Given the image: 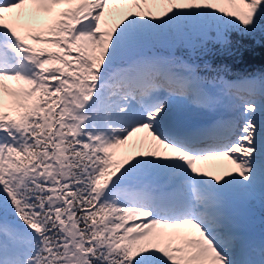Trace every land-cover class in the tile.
I'll return each instance as SVG.
<instances>
[{"label": "snow or ice", "instance_id": "6c2138e0", "mask_svg": "<svg viewBox=\"0 0 264 264\" xmlns=\"http://www.w3.org/2000/svg\"><path fill=\"white\" fill-rule=\"evenodd\" d=\"M234 33L264 0H0V264H264V72L195 62Z\"/></svg>", "mask_w": 264, "mask_h": 264}, {"label": "trees", "instance_id": "16d2710c", "mask_svg": "<svg viewBox=\"0 0 264 264\" xmlns=\"http://www.w3.org/2000/svg\"><path fill=\"white\" fill-rule=\"evenodd\" d=\"M229 39L231 43L227 48L210 44V50L206 54L195 58V62L200 65L201 75L212 76L217 74V71L226 69L227 71H220V74L232 80L237 76L264 72V34L257 33L252 37H242L234 33ZM176 54L187 57L184 50ZM205 63L210 65L212 71L204 68ZM260 209L259 213L263 215L264 208Z\"/></svg>", "mask_w": 264, "mask_h": 264}, {"label": "rangeland", "instance_id": "374dc122", "mask_svg": "<svg viewBox=\"0 0 264 264\" xmlns=\"http://www.w3.org/2000/svg\"><path fill=\"white\" fill-rule=\"evenodd\" d=\"M224 103L226 105L227 101ZM187 116L194 122L203 121L209 118L204 114L197 113H188ZM252 203L264 205L259 199H256ZM256 211L257 208L251 206V202L241 205L238 209V227L247 237L251 239V241H261L262 237H264V232H262L264 230V219H260L258 222L254 221V212Z\"/></svg>", "mask_w": 264, "mask_h": 264}, {"label": "bare ground", "instance_id": "6f19581e", "mask_svg": "<svg viewBox=\"0 0 264 264\" xmlns=\"http://www.w3.org/2000/svg\"><path fill=\"white\" fill-rule=\"evenodd\" d=\"M253 243H255L256 245H258V243L257 242H255V241H252Z\"/></svg>", "mask_w": 264, "mask_h": 264}]
</instances>
